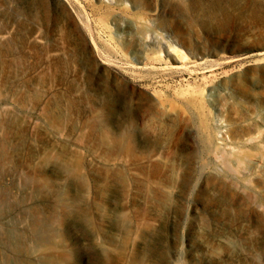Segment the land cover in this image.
Returning a JSON list of instances; mask_svg holds the SVG:
<instances>
[{
  "label": "rangeland",
  "instance_id": "obj_1",
  "mask_svg": "<svg viewBox=\"0 0 264 264\" xmlns=\"http://www.w3.org/2000/svg\"><path fill=\"white\" fill-rule=\"evenodd\" d=\"M0 193L15 264H264V0H0Z\"/></svg>",
  "mask_w": 264,
  "mask_h": 264
},
{
  "label": "bare ground",
  "instance_id": "obj_2",
  "mask_svg": "<svg viewBox=\"0 0 264 264\" xmlns=\"http://www.w3.org/2000/svg\"><path fill=\"white\" fill-rule=\"evenodd\" d=\"M155 38L156 37H154V39ZM155 41H156V39H155ZM172 47L173 46H171V48ZM8 177H10L11 181L15 183V179H17V173L15 172V173L9 174ZM10 200H12V198L10 196H8L7 194H5L3 196L0 193V216H3L4 214H6V216H7L5 218V220H1L0 219V252H1L0 253V258H1V256L3 257V259L0 260V264H15V260H16V257L14 256L13 253L8 252L7 250H3V247H7L6 245L8 243L10 245L12 244V242L14 241L13 238H14V235H15L13 233L16 232V227L14 225L15 216H12V212L13 211L10 208V205H9ZM6 235H8L9 237H6Z\"/></svg>",
  "mask_w": 264,
  "mask_h": 264
}]
</instances>
